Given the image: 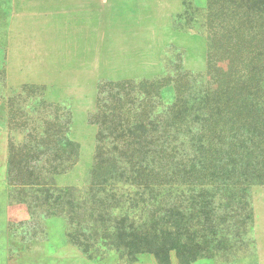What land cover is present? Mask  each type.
<instances>
[{
    "label": "rangeland",
    "instance_id": "obj_1",
    "mask_svg": "<svg viewBox=\"0 0 264 264\" xmlns=\"http://www.w3.org/2000/svg\"><path fill=\"white\" fill-rule=\"evenodd\" d=\"M0 264H264V0H0Z\"/></svg>",
    "mask_w": 264,
    "mask_h": 264
}]
</instances>
